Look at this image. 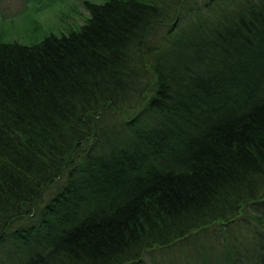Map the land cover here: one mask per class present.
Here are the masks:
<instances>
[{
	"label": "trees",
	"instance_id": "1",
	"mask_svg": "<svg viewBox=\"0 0 264 264\" xmlns=\"http://www.w3.org/2000/svg\"><path fill=\"white\" fill-rule=\"evenodd\" d=\"M83 7L0 41V264H264V0Z\"/></svg>",
	"mask_w": 264,
	"mask_h": 264
},
{
	"label": "rangeland",
	"instance_id": "2",
	"mask_svg": "<svg viewBox=\"0 0 264 264\" xmlns=\"http://www.w3.org/2000/svg\"><path fill=\"white\" fill-rule=\"evenodd\" d=\"M85 1L102 2V0H0V41L17 42L26 46L40 41L41 38L43 39L46 34L51 32L62 33L71 27L81 25L88 16L83 7ZM253 223L255 222L248 217V214H244L226 227L228 245L240 244L243 239L249 240L250 236L253 237L251 234L254 235V240L257 242L264 232L259 224L255 223L256 226H254ZM207 234L218 237L220 244L225 248V239L218 227L212 231L208 230ZM206 236L208 237V235ZM204 242L207 249L212 247L211 243L206 242V237H204ZM187 243H183V246L172 247L169 250H157L147 254L143 259L144 264H152L153 262L154 264H170L168 262L175 257L178 259L172 264H199L198 262L193 263L191 261L192 256L189 254H185L183 258L178 257L183 253L181 248L184 252L190 251ZM218 250L214 248L213 251H209V254L218 255ZM220 251L224 253L223 250ZM6 260L9 261L10 258L6 257ZM12 260L16 261V257H13Z\"/></svg>",
	"mask_w": 264,
	"mask_h": 264
}]
</instances>
